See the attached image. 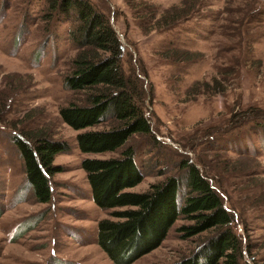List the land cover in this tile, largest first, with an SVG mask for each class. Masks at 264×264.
Returning <instances> with one entry per match:
<instances>
[{"label":"rangeland","instance_id":"374dc122","mask_svg":"<svg viewBox=\"0 0 264 264\" xmlns=\"http://www.w3.org/2000/svg\"><path fill=\"white\" fill-rule=\"evenodd\" d=\"M92 1L105 10L124 47L126 73L134 70L150 91L145 115L159 145L133 136L123 147L137 149L144 174L127 191L144 192L172 175L184 182L177 165H196L208 173L242 236L239 264H264V125H241L244 117L264 119V23H251V41L245 43L233 27L219 34L226 0H202L190 19L170 28L177 15L166 17V9L183 0ZM45 8V0H0V264H112L96 236L97 223L114 218L93 203L81 162L119 157L123 148L82 153L76 142L81 131L60 120L59 108L75 97L62 78L76 51L68 37L71 25L46 24ZM244 47L251 52L241 55L237 50ZM229 64L220 94L212 83ZM205 84L212 92L202 91ZM193 86L201 92H190ZM108 124L106 118L87 130ZM36 129L48 130L67 148L54 158L59 170L51 177L46 204L25 183L12 142V136ZM179 190L181 203L185 188ZM187 224L178 218L162 244L133 264H172L195 253L212 234L184 239L178 229Z\"/></svg>","mask_w":264,"mask_h":264},{"label":"trees","instance_id":"16d2710c","mask_svg":"<svg viewBox=\"0 0 264 264\" xmlns=\"http://www.w3.org/2000/svg\"><path fill=\"white\" fill-rule=\"evenodd\" d=\"M225 2L219 34L233 27L236 37L242 36L245 43L250 42L251 23H264V0ZM197 4L201 5L202 0H183L181 6L166 9V17L171 12L177 15L173 18L176 21L167 27L190 19ZM45 6L42 19L46 24L55 20L71 25L68 37L76 52L69 60L62 84L75 97L60 107L58 114L72 130L81 131L76 135L78 149L90 154L114 152L123 148L133 136L143 137L145 142L158 146L154 127L145 115L144 102L150 91L134 70L126 73L124 47L105 10L99 9L92 0H45ZM237 51L244 55L250 53L251 48ZM231 70L230 64L221 68L219 82L212 83L213 90L224 93V81ZM212 85L205 84L202 90L195 84L190 92H212ZM258 117H244L241 125L259 129L264 119ZM106 118L109 119L108 128L87 130L105 122ZM12 142L22 160L25 183L33 197L38 203H48L52 195L51 177L59 170L54 158L67 150L66 144L56 140L46 129L31 133L22 131L12 136ZM136 151L128 146L121 150L119 157L87 158L81 162L93 203L100 209L111 210L110 217L114 218L97 223L96 243L110 262L135 263L157 249L182 217L189 221L178 229L184 239L209 231L212 235L195 253L172 264H239L242 236L233 229V216L208 179V173L182 161L177 166L184 171V182L172 175L151 184L144 192H130L127 190L136 187L144 178L136 162ZM212 171L216 175L217 170ZM181 187L185 188V193L180 203Z\"/></svg>","mask_w":264,"mask_h":264}]
</instances>
